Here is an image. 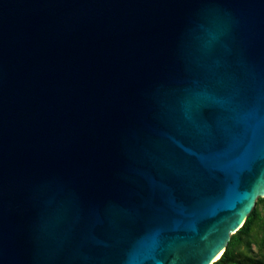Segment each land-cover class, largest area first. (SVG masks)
Segmentation results:
<instances>
[{"label":"water","instance_id":"1","mask_svg":"<svg viewBox=\"0 0 264 264\" xmlns=\"http://www.w3.org/2000/svg\"><path fill=\"white\" fill-rule=\"evenodd\" d=\"M264 197V0H0V264H214Z\"/></svg>","mask_w":264,"mask_h":264},{"label":"trees","instance_id":"2","mask_svg":"<svg viewBox=\"0 0 264 264\" xmlns=\"http://www.w3.org/2000/svg\"><path fill=\"white\" fill-rule=\"evenodd\" d=\"M214 264H264V197L257 199L244 225L231 235Z\"/></svg>","mask_w":264,"mask_h":264}]
</instances>
